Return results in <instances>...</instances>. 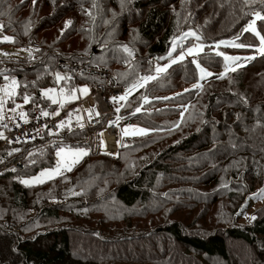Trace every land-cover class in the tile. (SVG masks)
I'll list each match as a JSON object with an SVG mask.
<instances>
[{
    "label": "trees",
    "instance_id": "obj_1",
    "mask_svg": "<svg viewBox=\"0 0 264 264\" xmlns=\"http://www.w3.org/2000/svg\"><path fill=\"white\" fill-rule=\"evenodd\" d=\"M257 14L264 17V0H0V22L10 37L0 45L29 49L33 39L40 45L21 57H0V73L17 82L6 106L23 102L27 115L52 104L45 88L64 87L71 96L81 82L104 81L70 77L71 61L105 67L133 85L142 71H153L151 55L161 63L169 59L182 32L193 30L207 43L195 58L171 64L127 98L120 110L124 123L150 131L130 138L116 155L88 152L54 178L24 183L57 166L58 148L89 147L71 99L51 105L65 122L57 132L25 144L0 140V264H264V206L252 212L255 219L241 222L248 189L264 172V19ZM252 17L255 31L249 29ZM50 28H56L51 43L44 33ZM81 35L84 44L74 50ZM222 40L243 47L216 48ZM217 53L248 59L222 73L226 63ZM197 61L210 72L201 87L194 86ZM166 131L175 137L148 150ZM133 150L145 152L129 159ZM172 181L184 185L178 198L166 192ZM108 203L121 206L129 223L132 217H167L118 234L72 222L99 212L98 224L108 223ZM196 208L194 226L183 225L179 216L187 219ZM218 218L232 223L213 227Z\"/></svg>",
    "mask_w": 264,
    "mask_h": 264
},
{
    "label": "built area",
    "instance_id": "obj_2",
    "mask_svg": "<svg viewBox=\"0 0 264 264\" xmlns=\"http://www.w3.org/2000/svg\"><path fill=\"white\" fill-rule=\"evenodd\" d=\"M251 20L254 21L255 18L252 17ZM4 32V26L0 22V35ZM39 48L40 45L36 40L33 39L29 43L30 50L37 51ZM149 61L153 65V71L151 73L142 71L137 82L140 81L144 84L146 82L141 80L142 77L158 76L155 69L157 66H160V57L153 54L149 57ZM123 63L127 64L126 61ZM67 68L72 78L94 75L104 77V81L88 82L91 85V90L87 97L81 98L79 86L77 85L73 92L75 98L73 99L72 96L71 98L80 109V126L86 128L88 131L87 138L84 141L89 144L88 151L115 154L121 146L125 145L132 138V136L125 134L124 130L130 125L124 123L120 110L127 98L140 86L134 88V84L121 83L115 71H110L105 67L89 64L85 61H71L68 63ZM59 76L62 77L61 75ZM61 90L66 93L64 87H61ZM123 96H126V99H113ZM51 105L47 107H43L42 105L37 106L34 115H27L26 110L23 109L10 111L7 116H3V119L0 120L3 127L0 129L2 145L25 144L44 138L47 130L52 132L60 130L58 125L61 123V109L59 107L54 109ZM57 105L59 106L60 104ZM41 111H47L49 116H41ZM55 112H59V115L54 116L53 113ZM21 113L26 114L27 122H25V118L21 117ZM53 144H58V142L54 141Z\"/></svg>",
    "mask_w": 264,
    "mask_h": 264
},
{
    "label": "rangeland",
    "instance_id": "obj_3",
    "mask_svg": "<svg viewBox=\"0 0 264 264\" xmlns=\"http://www.w3.org/2000/svg\"><path fill=\"white\" fill-rule=\"evenodd\" d=\"M71 14L73 16L78 17V13H75L74 11ZM55 31H56V28H50L49 30L44 32L45 34L49 35L48 39H47V40H49V43L52 42L53 39H51V38L54 37V35H55L54 32ZM186 32H194V31L193 30H187V31L182 32V34L186 33ZM4 34H3V36L0 39L1 40H5V41L10 40V37L8 35H4ZM180 36H178V37H176L174 39V41L176 43L174 44V41L172 43L173 45L171 46L170 52H169V54H171V55H168L169 59L167 61L161 63L160 67H165L166 65L173 64V63H171L172 59H177L181 55V53H186V50L189 47H193V46H196V45H202L203 48H205V46L207 45V43H204V42H201V41H197L194 37H189L188 39L183 41V44L181 46L180 43H179V39H178ZM5 37H7L9 39L6 40ZM38 37H39V34H38ZM40 38H42V37H40ZM79 41H80V44L78 46L73 47L74 50H77L76 47H82L83 46L84 40L82 39V35L79 37ZM222 41L235 43V41H232V40H222ZM217 44H220V42L217 43ZM221 45L234 47V46H232V43H226V44H221ZM173 47H175V50H176V48H179V49L176 50L177 53L175 55H173L174 54ZM29 51L30 50L27 49V48H20V47L13 46L11 44L0 45V57H5V58L21 57L22 55L27 54ZM197 54H199V53H197ZM197 54L196 55H185L184 59L185 58H195L197 56ZM224 56L241 57V55H238V54H235V55L224 54ZM225 63L226 64H230L229 69L230 68L241 67L242 65L244 66V64H245V62L243 63L241 60H238V61H235V62H230V61H226L225 60ZM197 64L199 65V67H197V68H198V72L200 74V77H199V80L194 84V86L201 87L205 83L204 80L208 77L210 72L205 70V67H203L199 63V61H197ZM201 68H203L205 70L204 73H202L200 71ZM227 71L228 70L226 68H224L221 72L222 73H226ZM161 73H159V74H161ZM12 81L13 80L9 79V78L7 80H4V78L0 79V84L3 83V82L8 83L7 84V90H8L7 93L8 94H11L14 91V88H15V87L12 86V83H11ZM78 86H79L81 98L87 97V95L90 93L91 85L88 82H81V83L78 84ZM84 88L88 89V92L86 94L81 91V89H84ZM48 89H54L55 90L53 93H50V95H54L56 98H58L59 96H62V97L67 96V98H68V95L64 91H62V93H60V91L58 90V88L56 86L55 87H51V88H45V89H43V92L48 90ZM0 91H1V89H0ZM73 92H74V88H73V91H71V94ZM71 96H73V95H71ZM8 97L7 98L0 97V114H2V116H7V114L10 111H12L13 109H15V110H23L24 109L22 105H21L22 107H19V108L15 107L13 109H12V107H9L8 105H7L8 106L7 107L6 106V104H7L6 102L8 100ZM188 107H189V103H187L184 106V110H183L182 114L184 113L185 109L188 108ZM80 116H81V113H80ZM124 127H123V129H124ZM132 127H135V130L143 129V130H145V133H148L150 131L148 129H144V128L139 127V126L130 125L129 128H130L131 132H132ZM160 131H162V130H160ZM137 133H138L137 135H141L139 132H137ZM172 134L173 133L170 132V131H166L165 134H156L155 135L156 143L153 142L148 147V150L154 149L155 151H158L159 148L164 147L167 144V142L170 140V138H168V136H170L172 138L175 137ZM130 135L132 136V138L134 136H137V135H133V134H130ZM61 148H64V150H65L64 153L62 155H60V156H58L56 154L57 159L59 158V161H60L59 162V165H60L59 170L61 169V167L63 165L67 168V165L69 163H71V161L74 159L72 156L68 155L69 152H75V151L81 150L80 148H86V147H66V146H63V147L58 148L57 152ZM86 150H87V152H89L88 148H86ZM117 152H118V150H117ZM117 152L115 153V155L117 154ZM144 152H145V150H133L132 154L130 156H128V158L131 159L133 154H135V155L140 157L142 154H144ZM75 164L76 163L71 164V167L73 165H75ZM52 169H54V168H52ZM62 171L60 170L59 173H61ZM47 172H50V171H46V173ZM40 174L41 173L39 172L38 174H36L34 176H31V177H28V179H25V181H28V183H26V184H28V185L37 184V183H40V181L43 182L46 178H48L47 175L41 177ZM37 177H40V181L36 180ZM170 185H171V187L168 188L166 190V192L170 196H172L174 198H178L175 195L179 194V191H177V190H179L180 188H183V186H184L183 183H177V181H172V184H170ZM255 187H254L255 189H248L247 198L248 197L249 198L247 199V201L243 205V208L246 210V212L243 213L245 215L241 219V222H249V220L254 216V213L252 214V212H254L256 208L264 206V172H263L262 180H259V182L256 183ZM172 193H173V195H172ZM189 199L190 198L178 199V200L179 201H187ZM202 206L203 205L199 206L198 208H200ZM105 208H107L110 212L106 214V221L108 223H106L104 225H99L98 224L100 218L103 217V215L101 213H99V212H95V213L89 214L88 218L87 217H73L72 222L74 224H79V225H83V226H87L88 224L89 225H94V226H101V230L103 232H105V233L118 234V232H120V231H127L125 229L127 227H130V228L143 227V228H147L148 229L151 226H153L152 225L153 223H155V222H157L159 220H162V219L167 217V214H159L158 216L147 215L145 217H132L130 219L132 223H129L128 221L124 220V210L121 208V206L113 207L112 204L108 203L105 206ZM198 208L190 211L189 214L187 213V216H188L187 219H185L183 216H179V218L183 221V225H185L187 227H193L194 226L193 223H192V218L195 216V214L197 215ZM169 212H170V210H169ZM68 216H71V214L69 212H68ZM226 223H232V220L226 221L223 218H218L216 220L215 224L213 225V227L214 226L217 227V225H219V226L220 225H224ZM73 247L75 249L77 248V240H74ZM113 263H121V262L114 261Z\"/></svg>",
    "mask_w": 264,
    "mask_h": 264
},
{
    "label": "snow or ice",
    "instance_id": "obj_4",
    "mask_svg": "<svg viewBox=\"0 0 264 264\" xmlns=\"http://www.w3.org/2000/svg\"><path fill=\"white\" fill-rule=\"evenodd\" d=\"M257 18H258V19H264V17H261L259 14H257ZM249 29L252 30V31H255V29H254V25H251V24H250V25H249ZM246 30H247V29H246ZM189 37H194L197 41L200 40V37L197 36L196 33H194V32H186V33H183V34L178 38V39H179V43H180V45L182 46L183 41L186 40V39H188ZM5 39L7 40V39H9V38L5 37ZM175 43H176V42L174 41V44H175ZM226 43H232V46H234V47H243V45L235 44V43H233V42L220 41V44H226ZM219 46H220L219 44L215 45L216 48H218ZM122 50H123L125 53H127L129 56H132V55H133V52H132L127 46H124ZM203 50H204V48H203L202 45H196V46H193V47H189V48L186 50V53H181V55H180L177 59H172L171 63H177L178 60H183L184 57H185V55H196L197 53H201V52H203ZM173 51H175V47H173ZM259 51L262 52V53H264V39H262V43H261V47H260ZM217 54L220 55V56H224L223 53H217ZM169 55H171V54H169ZM224 59H225L226 61L235 62V61H238V60H241V59H248V58H246V57H243V58H242V57H229V56H224ZM194 63H195V61H194ZM169 66H170V65H166L165 67L157 66L156 69H155V71H156L157 74H159V73H161V72H165V71L167 70V67H169ZM197 67H199L198 64H197ZM229 67H230V64H226V65H225V68H226V69H228ZM231 70H232V71H235L234 68H232ZM200 71H201L202 73L205 72V70H204L203 68H201ZM0 76H3V78H4L5 80L8 79V77H7L6 75H4L3 73H0ZM155 78H156V77H154V76H146V77H142L141 80H142L143 82H147V81H150V80L155 79ZM202 78H203V77H202ZM57 79H63V77H60L59 75H57ZM11 83H12V86H13V87H15V86L17 85V82H16L15 80H13ZM137 86H143V84H142L140 81H138L137 84H134V85H133V87L135 88V87H137ZM54 91H55L54 89H48V90H46V91L43 92V95H44L45 97L50 98V99H51V102H52L53 104L60 103L61 107H63V102L58 101L57 98H56L54 95H50V93H53ZM81 91H82L83 93L86 94V93L88 92V89H87V88H84V89H81ZM130 91H131V89H130ZM12 94H14V93H12ZM72 98H73V99L75 98V95H74V94H73ZM30 99H31L30 97L25 96V97H24V101H25V103H28ZM113 99H114V100H116V99H126V96L119 97V98H113ZM145 102H147V101H145ZM16 107L19 108V107H22V106H21V105H17ZM12 111H15V109H13ZM136 111L139 112V109H137ZM53 115H54V116H55V115H59V112H55V113H53ZM41 116H43V117H47V116H49V113H48L47 111H41ZM21 117H22V118H25V122H27V120H26V114L21 113ZM2 119H3V116H2V114H0V120H2ZM4 126L6 127V125H4ZM58 127H60V128L65 127V122L61 121V123L58 125ZM136 131L139 132L140 134H146V133H145V130H143V129H139V130H136ZM125 134H127V132H126ZM0 138H2V134H0ZM64 151H65L64 148H61V149L57 152V155H58V156L62 155V154L64 153ZM87 154H88V153L85 152V151H83V150H78V151H75V152H69L68 155L72 156L74 159L71 161V163H69V164L67 165L68 170L71 169V164L78 162V160H79L80 158H82L84 155H87ZM9 155H11V153H9ZM59 168H60V165L57 164V168H56V169H54V170H52L51 172H48V173L42 172V173L40 174V176L43 177V176L47 175L49 178H54L55 175L60 174V173H59ZM36 180H37V181H40V177H37ZM40 182H42V181H40ZM24 183H28V181H24ZM252 218L255 219V217H252Z\"/></svg>",
    "mask_w": 264,
    "mask_h": 264
},
{
    "label": "crops",
    "instance_id": "obj_5",
    "mask_svg": "<svg viewBox=\"0 0 264 264\" xmlns=\"http://www.w3.org/2000/svg\"><path fill=\"white\" fill-rule=\"evenodd\" d=\"M7 84L8 83H5V82H3V83H1L0 84V89H1V91H0V97H3V98H7L8 96H10L11 94H8L7 92H8V90H7ZM58 88V90L60 91V93H62V90H61V87H57ZM51 100V99H50ZM57 100L58 101H61V102H63V103H65L67 100H68V98H67V96H64V97H62V96H59L58 98H57ZM57 104H60V103H57ZM20 105H22V104H20ZM135 126V125H134ZM125 131V133L127 132V134L128 135H130V134H133V135H137L138 133H137V131L135 130V127H132V132L130 131V128L128 127L126 130H124ZM131 136V135H130ZM81 150H83V151H85V152H87V150H86V148H80ZM88 153V152H87ZM85 156V155H84ZM83 156V157H84ZM82 157V158H83ZM82 158H80L79 160H78V162H80L81 160H82ZM57 161H58V164H59V158L57 159ZM78 162H76V164L78 163ZM75 164V165H76ZM74 166V165H73ZM72 166V167H73ZM57 167V166H56ZM56 167L54 168V169H56ZM71 167V168H72ZM54 169H52V168H46V169H43V170H41V171H39L40 173H42V172H45L46 173V171H52V170H54ZM61 171L62 170H68V168H66L64 165L61 167V169H60ZM60 170H59V172H60ZM38 172V173H39ZM37 173V174H38ZM48 173V172H47ZM34 176V175H33ZM56 176V175H55ZM25 179H28V178H24L23 179V181H25ZM49 179H51V178H46L44 181H46V180H49ZM43 181V182H44Z\"/></svg>",
    "mask_w": 264,
    "mask_h": 264
}]
</instances>
